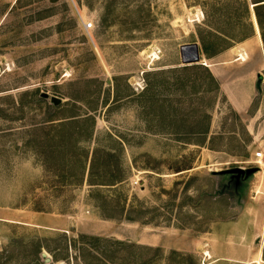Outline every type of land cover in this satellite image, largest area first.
<instances>
[{
    "label": "rangeland",
    "instance_id": "1",
    "mask_svg": "<svg viewBox=\"0 0 264 264\" xmlns=\"http://www.w3.org/2000/svg\"><path fill=\"white\" fill-rule=\"evenodd\" d=\"M226 1L0 0V264H264V40L253 0V35L207 62L221 70L220 91L206 90L203 73L194 86L180 72L170 90L172 76L155 74L183 66L182 46L199 44L205 13ZM243 6H229L235 20ZM239 52L245 61L233 60ZM74 115L95 118L92 138L88 123L63 138L31 131ZM117 166L122 182L88 183L92 172L113 183ZM82 235L112 242L85 248Z\"/></svg>",
    "mask_w": 264,
    "mask_h": 264
},
{
    "label": "trees",
    "instance_id": "2",
    "mask_svg": "<svg viewBox=\"0 0 264 264\" xmlns=\"http://www.w3.org/2000/svg\"><path fill=\"white\" fill-rule=\"evenodd\" d=\"M233 2H241L243 6V15L244 18L240 20H235L233 15H231L230 7L231 3ZM255 4H257L254 7L255 11V17L262 35V38L264 40V0H253ZM205 19H206V27L199 28L197 30L198 32V39L196 41L199 42L202 55H204L208 60L215 58L216 56L220 55L224 51L230 49L235 44L245 41L246 39L250 38L254 33V25L251 21V6L249 1H241V0H229L224 2L220 6H214L212 12H206L205 13ZM186 71L188 72V77L186 83H190L191 85H196L197 83V77L202 75L205 78L204 85H206V90H217L220 91L221 86L218 83V80L212 70L209 66H206L202 63H196L191 65H183L178 66L174 68H170L167 72H161V73H155L156 76H160L161 74H170L172 78L168 79L165 83L166 89L170 90L175 88L176 86H179L180 79L178 77L180 72ZM155 74H153L155 76ZM162 76V75H161ZM170 77V76H169ZM149 84L147 89L145 90L148 93V103L150 106H153L155 103H157L159 100L158 97H156V89L157 85ZM213 88V89H212ZM169 94L171 92H168ZM170 98L166 97L165 102L166 106L164 109V114L162 116L164 118L169 117V113L171 110L170 105ZM59 106V105H58ZM57 106V107H58ZM48 122H51V126L43 125V126H36L31 129V131H38L40 135V139L43 137V133L46 132L48 129L54 132L55 134L60 135L62 130H66L67 126H74L76 124H82V123H88L89 124V131L87 134V137L92 138L95 131V118L92 115H87L85 117H80L79 115L71 116L69 120H63L60 122H54L53 119L48 120ZM163 130V129H162ZM205 134L210 133V127L206 128V130L203 131ZM54 134V135H55ZM61 136V135H60ZM59 136V137H60ZM62 137V136H61ZM63 138V137H62ZM38 140V141H39ZM42 146L40 144L35 145V149L37 152H42L41 148ZM53 151H60L63 146L57 144L54 146ZM114 171V170H113ZM121 167L117 166L115 173L113 174L112 179H114L113 183L109 182H103V181H96L93 179V172L90 174V177L88 179V183L90 185H113L118 184L123 181V177L121 174ZM230 173V172H229ZM83 176V179L85 177V171L81 174ZM237 175V174H236ZM82 179V178H81ZM113 181V180H112ZM104 241L105 243L111 244V240L108 238H101L98 236H89V235H82L80 237V242L82 245H84L85 248H92L96 249L97 243ZM114 243L120 244V245H127L126 242L115 240ZM263 259H264V249H263ZM35 260L39 264H44L43 261H40V258L36 255Z\"/></svg>",
    "mask_w": 264,
    "mask_h": 264
},
{
    "label": "water",
    "instance_id": "3",
    "mask_svg": "<svg viewBox=\"0 0 264 264\" xmlns=\"http://www.w3.org/2000/svg\"><path fill=\"white\" fill-rule=\"evenodd\" d=\"M50 1L56 2L58 0H50ZM256 5L257 4L253 3L252 7H255ZM181 57H182V64L183 65L202 63V64L208 66L207 65L208 59L203 57L200 45L198 43H191V44L183 45L181 48ZM231 172L242 173L244 171L242 169L236 168V169L231 170ZM47 261L49 262L50 258H48Z\"/></svg>",
    "mask_w": 264,
    "mask_h": 264
},
{
    "label": "crops",
    "instance_id": "4",
    "mask_svg": "<svg viewBox=\"0 0 264 264\" xmlns=\"http://www.w3.org/2000/svg\"><path fill=\"white\" fill-rule=\"evenodd\" d=\"M240 52L239 53H234L233 55H234V61H241V59L239 58L240 57ZM221 57H223L222 56V54H220V55H218V56H216L215 58H213V59H210L209 61H217V62H220L221 60H223V58H221ZM211 65H208V66H210V67H212L213 65H217L216 63H214V64H212V63H210ZM213 73H214V75H219V74H221V70L220 69H216V72H214L213 71ZM230 98V100H231V97H229ZM232 103H233V101H232ZM238 104H233L236 108H238L239 110H244V109H246V104L245 103H242V102H237Z\"/></svg>",
    "mask_w": 264,
    "mask_h": 264
},
{
    "label": "bare ground",
    "instance_id": "5",
    "mask_svg": "<svg viewBox=\"0 0 264 264\" xmlns=\"http://www.w3.org/2000/svg\"><path fill=\"white\" fill-rule=\"evenodd\" d=\"M254 18H255V20H256V17H255V15H254ZM257 21V20H256ZM256 21H255V23H256ZM256 24H258V23H256ZM257 38L259 39V40H261V37H260V34H257ZM246 57H247V53L246 52H243V53H241L240 54V59L241 60H246ZM260 162V161H259ZM261 254V253H260Z\"/></svg>",
    "mask_w": 264,
    "mask_h": 264
},
{
    "label": "built area",
    "instance_id": "6",
    "mask_svg": "<svg viewBox=\"0 0 264 264\" xmlns=\"http://www.w3.org/2000/svg\"><path fill=\"white\" fill-rule=\"evenodd\" d=\"M92 27H93V24L92 23H89V24L86 25V28L88 30H90ZM257 157L260 158V159H262L264 157L263 152L258 153L257 154Z\"/></svg>",
    "mask_w": 264,
    "mask_h": 264
}]
</instances>
